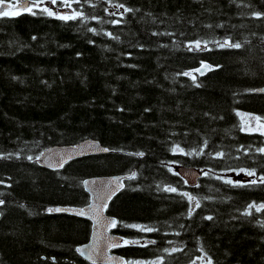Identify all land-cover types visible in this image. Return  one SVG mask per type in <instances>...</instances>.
<instances>
[{
	"label": "trees",
	"instance_id": "trees-1",
	"mask_svg": "<svg viewBox=\"0 0 264 264\" xmlns=\"http://www.w3.org/2000/svg\"><path fill=\"white\" fill-rule=\"evenodd\" d=\"M114 5L130 11L115 17ZM76 12L0 17V264H89L76 249L90 222L48 210L87 205L88 177L131 172L107 209L122 243L140 241L114 251L125 262L264 264V210L248 208L264 204V183H250L264 176V136L244 132L238 115L264 122V94L255 93L264 86V16L254 15L264 0H73L59 16ZM225 39L242 47H219ZM196 41L201 49L190 50ZM85 139L111 153L60 171L35 162ZM173 166L198 169L199 184ZM241 169L256 176L226 182ZM173 247L181 250L164 251Z\"/></svg>",
	"mask_w": 264,
	"mask_h": 264
},
{
	"label": "water",
	"instance_id": "water-1",
	"mask_svg": "<svg viewBox=\"0 0 264 264\" xmlns=\"http://www.w3.org/2000/svg\"><path fill=\"white\" fill-rule=\"evenodd\" d=\"M261 89H264L263 87H260L255 90V93L258 94H264V91H260ZM106 148L101 145V143L94 139H85L81 142L75 144V145H62V146H54L46 149L43 151L36 159L35 162L38 166L51 170V171H60L62 170L69 162L81 159L85 157L90 156H97V155H108L111 153L109 150L108 152H104L101 149ZM62 159L66 162H63V165H61ZM131 172L129 174H120V175H109V176H95V177H88L83 180L88 181L89 184L86 187L85 184L82 182V187L84 191L89 196V202L87 205L81 207L83 209H87L89 205L96 204L100 205L103 204L104 201L97 199L98 194H101V189H110V188H116V184H108L109 181H118L123 186L119 188L115 192L114 195L111 196L110 199L107 200V208L103 211V216L105 219H115L107 214V209L111 203V201L125 188L126 182L131 181L133 178H130L132 176ZM177 174L186 182L189 186L195 187L199 184L202 173L193 167H185L180 166L177 169ZM95 181L96 183L93 184L92 182ZM194 206V204H193ZM81 208L78 207H70V206H56L52 207L53 211H51V214H64V215H70L76 218L84 219L90 222V235L89 239L86 243L79 246V248H83L87 246V248H91L94 243L99 244L100 252L95 254V260L96 264H120V261H125L120 255L116 254L114 251L121 248L120 247H114L111 249H107L106 245L108 240H114L119 241L121 245L122 243V237L119 235H116L113 233L114 228L108 229L107 232L104 231V229L101 228H94L93 222L90 220L87 216H79L76 215L75 212ZM55 209H64L66 211H54ZM78 248V247H77ZM106 251V255H102V252ZM76 254L82 258L84 261H86L89 264H92V261L86 258V255H81L76 251ZM107 257H112L111 260H108Z\"/></svg>",
	"mask_w": 264,
	"mask_h": 264
},
{
	"label": "snow or ice",
	"instance_id": "snow-or-ice-1",
	"mask_svg": "<svg viewBox=\"0 0 264 264\" xmlns=\"http://www.w3.org/2000/svg\"><path fill=\"white\" fill-rule=\"evenodd\" d=\"M44 2V0H12L11 3H7L6 4V0H0V17H7V16H15L20 14V12H29L32 13L33 9H39L42 12L47 13L49 16H53L56 15L53 11H51L49 8L44 7L41 8L40 5ZM57 0H51L52 4H56ZM75 2H79V0H75ZM63 4L65 7H70L69 4V0H63ZM114 7H123V5H114ZM130 11V9L125 8V12ZM34 14V13H33ZM81 14L79 12L74 13L71 16H67V15H61V16H57L58 19H63V20H67V19H75L78 16H80ZM256 18H261L262 16H264V14L261 13H255L254 14ZM114 23H118V21H113ZM90 31H95V29H90ZM108 35H111L110 33ZM218 46L221 48H234V49H240L242 47V45L240 43H233L231 42L230 39H225L222 43L221 42H217ZM204 47L206 48L207 46L204 45ZM200 50L201 49V43L200 41H196L194 46L190 47V50ZM202 68L204 70H211V67L207 64L202 65ZM196 71L201 72V74H203V72L201 71V69H197ZM184 75L186 76H191V73H184ZM192 79L195 81V77L192 76ZM199 86V85H197ZM260 91H264V89H261ZM253 119H255L256 121H260V117H253ZM259 128L261 129V135H264V123L259 125ZM243 130L246 131H252L253 129L251 128H245ZM104 152H108L109 149L107 148H103L101 149ZM173 151H177V149H173ZM180 151L182 152L183 150L180 149ZM259 152L264 153V148H260L258 149ZM199 154H203L202 152ZM137 155L142 156L143 153H137ZM223 153H217L218 157H223ZM29 159H31V157H29ZM63 162H66L62 159L61 161V165H63ZM169 171H171V169H169ZM240 171H244L246 175L250 176V177H254L256 176V172L255 170H244L241 169ZM205 175H207V173H205ZM135 177V173H132V176L130 178H134ZM261 182L264 183V176H260L258 177V179H253L250 181L251 184H256L257 182ZM227 183H232V181H226ZM85 184V186L87 187L89 182L88 181H84L83 182ZM93 184H95L96 182L93 181ZM116 184V188H110V189H101V194H98L97 199L103 200L104 203L100 204V205H96V204H91L88 206L87 209H79L75 212L76 215L79 216H87L90 220H92L93 222V227L94 228H103L105 232L108 231V229L110 228H115L117 226V224L119 223L116 219H105L103 216V211L107 208V200L111 198L112 195L115 194V192L117 190H119L120 187H122L123 185L121 183H119L118 181H109L108 184ZM165 191L168 192H176L177 189L173 188V187H168L164 189ZM181 195H184L189 202L191 203L192 201H195V206L199 207V201L196 200V198L188 193H181ZM0 204H3V201H0ZM249 209L255 208V210L257 212L264 210V204H260V205H256V204H249L248 205ZM49 212L53 211V209H49ZM54 211H66L64 209H55ZM192 209H189V215H191ZM244 215H250L251 212L246 211L243 213ZM206 219L211 220L212 217H206ZM262 226H264V224H262ZM124 227H131V228H135L138 231H148L151 232L153 231L152 228H147L145 226L142 225H136V224H132V225H127L125 224ZM150 243H155V241H150ZM129 244H140L139 240H123V245H129ZM122 246L121 243L119 241H114V240H108L106 248L107 249H111L114 247H120ZM181 249L175 248L173 247L172 249H165V252H168L169 254L180 251ZM76 251L78 253H80L81 255H86V258L92 261V264H96V260H95V254H97L98 252H100L99 249V244L98 243H94L92 245V247L89 249L87 248V246L83 247V248H77ZM102 255H106V251L101 253ZM206 255V254H205ZM108 260H111L112 257H107ZM201 260H204L205 257H200ZM120 264H133V262H125V261H120ZM135 264H140V262H135ZM149 264H163L162 260H157V261H151L149 262ZM193 264H195V262H193ZM207 264H212V260L210 257L207 258Z\"/></svg>",
	"mask_w": 264,
	"mask_h": 264
},
{
	"label": "rangeland",
	"instance_id": "rangeland-1",
	"mask_svg": "<svg viewBox=\"0 0 264 264\" xmlns=\"http://www.w3.org/2000/svg\"><path fill=\"white\" fill-rule=\"evenodd\" d=\"M72 2H73V0H69V4H71ZM40 7L41 8H44V7L49 8L51 11H53L56 14V16H59L60 14L67 13L68 8H69V7L64 6L63 0H57L56 4H52L51 0H44V2L40 5ZM33 10H35V8ZM110 12L113 15H115V17L122 16L125 13V8L112 6L110 8ZM238 115H239V118H240L241 123H242V129H245V128L253 129L252 131L243 130L244 132L261 134V129L259 128V125L264 123V122L261 121V119L259 122L256 121L255 119H253V117H258V116L253 115V114H249V113H239ZM177 167L178 166H173V167H171V169L173 171H177V169H178ZM227 178L232 182H246L251 177L246 175L245 172H231L228 174ZM197 262L200 263V261H197Z\"/></svg>",
	"mask_w": 264,
	"mask_h": 264
}]
</instances>
